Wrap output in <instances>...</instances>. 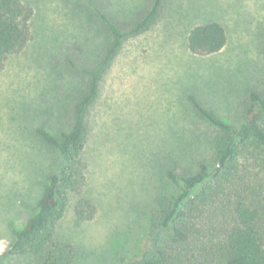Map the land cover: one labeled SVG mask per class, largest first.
<instances>
[{
  "label": "rangeland",
  "instance_id": "obj_1",
  "mask_svg": "<svg viewBox=\"0 0 264 264\" xmlns=\"http://www.w3.org/2000/svg\"><path fill=\"white\" fill-rule=\"evenodd\" d=\"M20 1L33 10V37L21 54L0 57V255L58 167L38 131L70 130L88 82L84 69L104 58L110 34L97 9L127 31L156 3ZM211 22L226 28V47L193 54L190 32ZM252 90L264 94V0H162L147 29L126 39L102 77L86 119V185L71 195L59 238L77 246L84 264H118L145 234L156 199L175 190L168 171L195 172L213 158L216 128L192 99L239 122ZM81 200L97 208L93 220H78Z\"/></svg>",
  "mask_w": 264,
  "mask_h": 264
},
{
  "label": "trees",
  "instance_id": "obj_2",
  "mask_svg": "<svg viewBox=\"0 0 264 264\" xmlns=\"http://www.w3.org/2000/svg\"><path fill=\"white\" fill-rule=\"evenodd\" d=\"M161 3L156 0L153 11L127 31L97 9L110 34L104 58L98 66L84 69L88 82L74 106L70 130L58 135L38 131L57 153L58 167L24 228L13 230L0 264L15 257L30 258L34 264H84L77 246L59 238L57 226L71 195L81 194L86 185L87 115L98 99L106 69L127 38L147 29ZM32 18V8L20 0H0L2 61L27 48L33 37ZM188 42L193 54L210 56L226 47L228 34L222 24L211 22L195 27ZM2 66L3 62L0 70ZM192 100L216 128L213 158L200 163L195 172L168 171L175 190L156 199L145 234L118 264H264V94L250 92L239 122H226ZM76 213L79 221H90L97 208L81 200Z\"/></svg>",
  "mask_w": 264,
  "mask_h": 264
}]
</instances>
